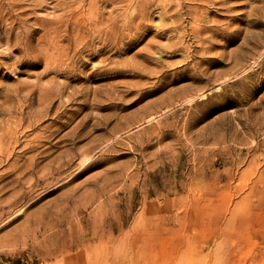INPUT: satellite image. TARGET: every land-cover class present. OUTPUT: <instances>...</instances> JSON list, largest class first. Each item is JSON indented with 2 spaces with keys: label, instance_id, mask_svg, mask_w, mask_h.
<instances>
[{
  "label": "rangeland",
  "instance_id": "obj_1",
  "mask_svg": "<svg viewBox=\"0 0 264 264\" xmlns=\"http://www.w3.org/2000/svg\"><path fill=\"white\" fill-rule=\"evenodd\" d=\"M22 15L33 24L28 40L38 44L43 30L35 22L53 16L52 8ZM207 15L214 44L205 55L221 62L199 66L206 78H191L203 53L187 36L189 54L196 53L191 64L179 66L187 52H157L159 62L149 65L167 69L163 85L135 104L123 101L126 108L103 116L97 130L89 119L83 132L90 133L75 136L76 147L62 137L70 127L52 122L59 103L63 108L59 96L43 121L15 132L21 117L16 92L35 83L45 65L15 68L21 53L0 25V135L10 128L13 136L10 143L0 139V264H264V0H227ZM6 17L3 24L12 22ZM201 18H188L184 29ZM227 25L242 28L229 42ZM151 37L118 59L134 57ZM100 83L92 78L85 85ZM201 92L208 97L201 99ZM37 96L32 111L39 110ZM51 122L52 129L61 127L57 136L37 141ZM57 140L60 147L49 148ZM86 155L92 162L76 174Z\"/></svg>",
  "mask_w": 264,
  "mask_h": 264
},
{
  "label": "bare ground",
  "instance_id": "obj_2",
  "mask_svg": "<svg viewBox=\"0 0 264 264\" xmlns=\"http://www.w3.org/2000/svg\"><path fill=\"white\" fill-rule=\"evenodd\" d=\"M226 1L56 0L53 3V0H31L27 4L21 0H8L9 5L5 8L3 0H0L2 10L0 25L5 31V38L10 42L12 50L21 53L19 56H14V67L36 68L42 63L45 65L44 70L36 74L35 83L24 85L16 92L19 99L15 103H18L20 107L21 117L15 124V132L21 126L25 125V129H30L43 121L55 103L54 96H59L63 108L59 103L52 122H62V126L70 127L62 137L67 136L68 144L76 147L79 142L76 137L90 133V130L83 132L89 119L93 118L92 130H97L103 124L99 121L103 116H118L116 109L120 105L122 109L126 108L127 105L121 104L123 101L135 104L151 95L152 92H157V89L163 85L167 69L163 66L151 68L149 65L153 61L159 62L160 57L156 60L157 52L160 55L163 52L165 54L187 52L182 60L185 63L179 66L187 67L191 64L196 53L189 54L191 45L186 44L187 36H191L197 42L193 48L195 52L203 53V56L195 63V72L191 78H194L193 80L206 78L202 73H206L207 70L200 69L199 66L202 63L211 66L213 62H221L213 55H205L212 50L214 44L213 19H209L207 14L213 13V6L216 4L224 6ZM44 6H50L54 15L49 18L38 17L37 20L40 22L35 23H40L43 34L38 37V44L33 45L28 40V32L31 33L33 24H28L27 18L22 14L27 10L34 11ZM10 9L13 12L10 13ZM156 13H159L158 22H155ZM7 15L9 17H6ZM198 16H202L200 22L187 32L184 29L185 21ZM5 17L6 20L12 18V22L3 24L2 19ZM250 22L254 25L260 24L253 19ZM15 25L21 30L19 31ZM222 30L226 34L225 41L229 42L228 36L241 32L242 28L238 26L230 28L227 25ZM207 32L210 34H203ZM149 34H152V37L136 51L134 57L125 60L118 59ZM160 38H167V42L159 41ZM173 38L176 39L173 40ZM138 56L142 58V61L135 59ZM90 63L92 66L87 68ZM233 64L236 65L234 62ZM49 74L55 76L50 78L46 84H42L40 80ZM130 76L141 78L156 76L157 81L130 82L123 78ZM59 77H63L64 80H58ZM92 78L102 83L96 87L86 86L85 83L91 81ZM36 92H39V96L36 97L39 110L32 111L31 99ZM132 93L131 98H125V95ZM210 93L211 91L208 92ZM208 94L201 92L199 96L204 99L208 97ZM74 105L77 106L72 108ZM87 109L90 110L87 111ZM94 109H108L110 112L99 114L94 112ZM70 110L72 112H69ZM6 113L8 111L3 114ZM79 115L82 116L71 126L74 117L76 119ZM63 117L67 119L63 120ZM153 118L155 117L152 116L146 121L149 122ZM52 122L44 127L49 134L38 137L37 141L46 138V142H51V136H57L61 127L52 129ZM11 133L12 129L8 128L5 135H0L2 144L6 143L5 140L8 143L13 141V136H8ZM60 141L53 142L49 148L60 147L58 146ZM91 162L92 158L86 155L81 160L78 166L81 168L76 174L82 173ZM50 191L53 189L48 193Z\"/></svg>",
  "mask_w": 264,
  "mask_h": 264
}]
</instances>
